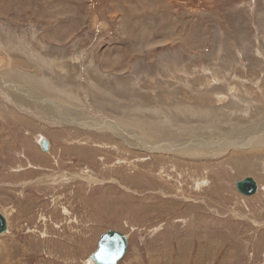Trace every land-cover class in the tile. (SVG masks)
<instances>
[{
    "label": "rangeland",
    "instance_id": "374dc122",
    "mask_svg": "<svg viewBox=\"0 0 264 264\" xmlns=\"http://www.w3.org/2000/svg\"><path fill=\"white\" fill-rule=\"evenodd\" d=\"M148 107L198 126L183 144L206 157L102 127ZM263 122L264 0H0V264H90L108 229L128 235L118 264H264V155L244 146Z\"/></svg>",
    "mask_w": 264,
    "mask_h": 264
},
{
    "label": "bare ground",
    "instance_id": "6f19581e",
    "mask_svg": "<svg viewBox=\"0 0 264 264\" xmlns=\"http://www.w3.org/2000/svg\"><path fill=\"white\" fill-rule=\"evenodd\" d=\"M21 74V73H20ZM49 80V79H48ZM102 90V89H101ZM148 95V94H147ZM197 96H202V95H197ZM195 97V96H194ZM193 97V98H194ZM204 99V97H202ZM38 99V98H37ZM196 99V98H195ZM201 99V98H200ZM202 100V99H201ZM196 101V100H195ZM40 102V101H38ZM120 104V103H119ZM183 105V104H182ZM118 106V105H117ZM125 105H123L124 107ZM122 107V105L120 106V108ZM122 107V108H123ZM119 107H116L115 110L118 111ZM119 108V109H120ZM143 108V107H142ZM150 108V109H149ZM147 113L145 112V116L143 117L144 120H140L135 122L136 118L133 119L134 121L132 122L130 127H124L121 126L118 123H114L113 125L107 126V125H103L102 127L105 128L107 131H110L114 134H116V136L121 140L122 143H124L127 146H136L138 148V150L143 151L145 154L147 153L149 156H151V158H162L167 159V160H173V159H178L180 157H193L194 154L197 155V157L200 156H204L205 152L204 151H198L201 150L202 144L198 143V144H191V145H184L183 144V140H185V138L189 135H191L192 133H196V130L198 129V126L196 128H190L188 127L189 125H184V126H177V127H173L170 126L171 124H169L168 118L171 119V116L169 114V117L159 121L156 118L151 119L150 116L152 115V110L151 107L146 108ZM174 110V109H172ZM119 112H123L119 111ZM168 112V111H167ZM216 112V111H215ZM80 113V112H79ZM171 113V110H170ZM116 114V113H115ZM143 114V113H140ZM124 116V115H123ZM133 116V113H132ZM142 116V115H141ZM243 116V115H242ZM238 116L233 117L232 119L237 118ZM244 117V116H243ZM64 118H68L69 119H73V117H69L68 115H64ZM78 119V118H77ZM131 119V116L130 118ZM128 119V120H129ZM75 120V118H74ZM204 120V119H203ZM121 121V120H120ZM132 121V120H131ZM206 121V120H204ZM76 123L79 122L81 123V120H75ZM86 122H83V125L86 126ZM126 123V122H125ZM200 122H198L199 124ZM202 123V122H201ZM204 123V122H203ZM207 123V122H205ZM212 123V122H211ZM264 123V122H263ZM128 124V123H127ZM173 124V122H172ZM192 124V123H191ZM238 124V123H237ZM203 125V124H202ZM215 125V124H214ZM213 125V126H214ZM239 125V124H238ZM194 126V125H193ZM201 126V125H199ZM205 125H203L202 127H204ZM241 126V123H240ZM109 127H112L113 130H111ZM245 127V126H244ZM94 128V127H91ZM206 128V127H205ZM215 129H217V127L215 126ZM219 129V127H218ZM203 130V128H202ZM212 130V129H211ZM231 130V129H230ZM256 130V129H254ZM205 131H208L207 129ZM214 131V129H213ZM203 132V131H202ZM225 134L227 135V132H225ZM253 134V132H252ZM208 135V134H207ZM261 135L262 138H258V136ZM174 136H177V140H173ZM243 136V135H242ZM251 136V135H250ZM180 137V138H179ZM216 137V136H214ZM219 137V136H218ZM235 137V135H233L232 133L228 132V136L226 138L232 140V142L234 141V139H236L237 137ZM205 138V137H203ZM213 138V137H212ZM241 138V137H240ZM252 138V137H251ZM45 138L40 139L39 144L41 147V142L42 140ZM117 139V138H116ZM238 139V138H237ZM245 139V138H244ZM249 139V138H248ZM132 141H134V143H131ZM206 141V140H205ZM237 141V140H235ZM252 141V143L248 146L244 145L245 148L247 147L248 149L252 150V151H256L255 153H258L260 155H264V129L263 131H261V133H254L253 138L250 140ZM223 145L221 147H211V145H208L207 143H203L204 147L206 149H208L210 147V149L216 154L215 156H220L221 152H226L228 153V155L231 153V155H233L235 153V149H231V147H226L225 146V142H222ZM235 143V142H234ZM243 142H241L242 144ZM133 144V145H131ZM245 144V143H244ZM123 145V144H122ZM228 145V144H227ZM234 144H231V146H233ZM121 146V145H120ZM243 146V145H242ZM243 146V147H244ZM239 147V146H238ZM49 148V147H48ZM130 148V147H129ZM128 148V149H129ZM240 148V147H239ZM238 148V150H239ZM42 149V148H41ZM132 149V148H131ZM134 150V149H133ZM237 150V149H236ZM241 150V149H240ZM247 150V149H246ZM42 151H44L42 149ZM252 153V154H255ZM153 154V155H151ZM195 155V156H196ZM238 155V154H237ZM230 156V155H229ZM176 161V160H175ZM180 161V160H179ZM235 184V183H234ZM258 187V184H257ZM236 189V188H235ZM258 190V188H257ZM237 191V190H236ZM254 195V194H253ZM244 196V195H243ZM252 196V195H251ZM5 233V232H4ZM3 234V233H1ZM0 234V235H1ZM100 238V236H99ZM98 238V240H99ZM97 245H98V241H97ZM96 245V248H97ZM96 248L93 250V252L96 250ZM92 252V253H93ZM91 253V254H92ZM91 254L88 257L89 263L90 264H95V262L91 259Z\"/></svg>",
    "mask_w": 264,
    "mask_h": 264
},
{
    "label": "water",
    "instance_id": "95a60500",
    "mask_svg": "<svg viewBox=\"0 0 264 264\" xmlns=\"http://www.w3.org/2000/svg\"><path fill=\"white\" fill-rule=\"evenodd\" d=\"M49 142L43 139L41 148L47 151ZM237 192L244 196H251L257 192V182L254 177L247 175L235 180ZM8 223L6 216L0 212V234L6 232ZM128 250V235L115 229H108L100 235L96 250L91 254L95 264H118L125 257Z\"/></svg>",
    "mask_w": 264,
    "mask_h": 264
}]
</instances>
